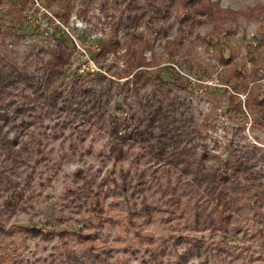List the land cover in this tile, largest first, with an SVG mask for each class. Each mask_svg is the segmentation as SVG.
<instances>
[{"label": "rangeland", "instance_id": "374dc122", "mask_svg": "<svg viewBox=\"0 0 264 264\" xmlns=\"http://www.w3.org/2000/svg\"><path fill=\"white\" fill-rule=\"evenodd\" d=\"M33 1L0 0V68L39 76L62 39L71 55L56 82L60 97L79 82L109 93L108 103L96 121L34 104L20 84L0 93L2 133L15 136L8 143L13 154L0 143V264H157L153 247L158 264L264 263V239L254 234L249 212L226 223V233L196 225L184 197L173 206L160 189L163 163L139 144L116 159L108 123L124 118L129 130L134 109L178 97L198 130L195 152H208L209 166L216 161L211 155L222 163L254 145L248 166L264 181V0H204L231 12L217 32L207 18L191 22L161 0H149L160 10L142 19L145 0H57L48 8ZM114 39L119 51L104 52ZM127 46L150 63L149 81L137 85L141 105L116 76L127 70ZM162 66L160 83L154 73ZM56 102L61 106V98ZM131 193L134 200L126 201ZM142 196L147 215L139 210ZM91 199L102 213L89 207ZM128 206L141 214L129 216Z\"/></svg>", "mask_w": 264, "mask_h": 264}, {"label": "trees", "instance_id": "16d2710c", "mask_svg": "<svg viewBox=\"0 0 264 264\" xmlns=\"http://www.w3.org/2000/svg\"><path fill=\"white\" fill-rule=\"evenodd\" d=\"M27 1L34 4L33 0ZM37 1H41L42 6L48 8L57 0ZM146 2L149 7L145 13L142 11L140 19L149 13L153 14L160 10V6L156 2L152 3L145 0ZM160 5H168L169 8L178 10L185 19L191 22L201 23L203 20L199 17L207 18L213 23L212 32L219 31L220 25L231 13L228 9L221 8L218 2L204 3V0H168L167 2L161 0ZM69 13L70 8H65L63 18H61L63 23H66ZM133 21V30H135L137 29L138 20L134 18ZM194 36H197V34H194ZM59 41L60 44L58 43L54 49L49 51V58L44 61L43 65L44 71L39 76L32 75L27 70L0 68V93H5L7 87L20 84L29 89L34 95V104H45L51 107L53 111L55 109L64 110L69 118H71L69 112L72 111L86 120L91 117L95 118L96 121L103 120V115L106 113L104 107L108 103L106 98L109 93L94 90L90 87L86 88L82 85L83 83L79 85L78 82V84L75 83L69 88L70 90L65 96L60 97L62 92L57 90L56 82L63 74V68L67 64L71 53L70 50H67L66 42L62 39ZM69 42L72 44L71 47H74L71 40ZM120 47H122L120 40L114 39L108 41L102 48L104 52L115 53L119 51ZM124 57L127 70L116 76L119 79H125L122 86L127 90H131L136 97L137 104L141 105V98L138 97L137 91L140 85L142 86L150 79V76H148L149 70L147 69L150 63L141 54H137L136 50H132L131 46L125 48ZM163 67H159L154 73V77L160 83L163 81L160 78V73L164 70ZM109 82L114 83L112 80H109ZM103 96L105 100L101 101ZM58 97L61 98V106L55 104ZM141 109V112L134 109V114L129 116L130 120L133 119L134 121L135 119L129 130L126 129L124 118L119 121L113 119L108 121L110 134L114 141L113 149L115 150L116 159L121 160L125 153L139 144L145 155L163 163V166H165V171L162 173L165 184L160 189H164V193L168 194L167 202L173 206H178L180 197H184L182 205L186 206L185 210L192 213L196 225L198 223L199 225H205L206 229L211 230L212 233L217 230L226 233V223L228 224L238 216L243 217V215L246 216L250 213L247 220L255 225L254 234L258 238L264 239V181H260L257 174L248 166L251 158L249 153L256 147L252 145L250 150L246 151L234 150L229 158L223 160V162L221 161L222 163H219V159L217 160L218 156L211 155L216 161H214L215 164L212 163L209 166L206 162L208 161V152L203 151L199 154L195 152V134L198 130L194 126L189 107L182 99L167 97L162 101L146 103L144 106L142 105ZM238 110L242 112L240 104ZM3 115L7 116V113L4 112ZM2 129L3 124H0V143L5 146L9 154H13L11 145L8 143L12 144L15 141V136L10 138L6 132L2 133ZM14 155H19V152ZM134 158L137 159V157ZM171 175L175 176L174 182ZM135 185L139 186L140 183L137 182ZM128 186L131 187L126 181L121 184L125 192L128 190ZM181 188L186 193L178 190ZM142 190L140 187L139 190H136V193L140 192L141 194ZM245 193L251 194L252 197L245 196ZM133 194L131 193L129 197H125L126 201L128 199L134 200L132 199ZM151 197H153V194ZM88 205L98 214L102 213L103 208L98 199H91ZM129 209L128 206L127 213L129 216L134 217L140 215L141 212L142 215H147L149 211L147 197L142 196L139 208L141 212ZM150 253L158 264L160 262L157 258L158 248H150Z\"/></svg>", "mask_w": 264, "mask_h": 264}]
</instances>
